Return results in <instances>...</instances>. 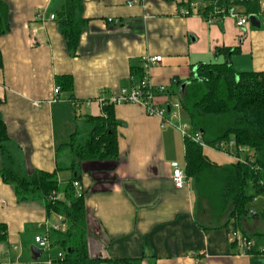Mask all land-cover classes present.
<instances>
[{
	"label": "crops",
	"instance_id": "crops-1",
	"mask_svg": "<svg viewBox=\"0 0 264 264\" xmlns=\"http://www.w3.org/2000/svg\"><path fill=\"white\" fill-rule=\"evenodd\" d=\"M3 1L9 7L10 29L0 36V111L9 140L6 155L0 152V168L20 176L70 166L74 152L69 144L86 141L80 140L88 137L87 117L102 115L103 105L122 87L139 83L133 71L144 67L146 57H162L145 73L152 87L166 88L155 98L166 111L198 65L226 61L218 49L236 50L230 58L236 72L264 71V25L255 20L239 28L229 15L207 23L180 5L188 0H83L77 19L86 24L75 54L60 29L64 0ZM64 75L72 77L73 91L57 95V77ZM113 106L119 158L76 167L88 210L90 254L143 257L142 264H264V254L244 252L230 240L234 220L201 199L193 177L188 176L184 187H175L172 165L186 172L180 123H163L136 103ZM203 151L219 167L253 155L245 148L238 153L235 146L223 151L208 145ZM71 175V169L61 171V184ZM260 215L264 221V210ZM260 215L249 213L237 225L259 246L264 245ZM52 219L40 198L19 200L0 175V225L5 226L0 264H62L60 235L46 227ZM38 235L49 237L48 248L35 241Z\"/></svg>",
	"mask_w": 264,
	"mask_h": 264
},
{
	"label": "trees",
	"instance_id": "trees-1",
	"mask_svg": "<svg viewBox=\"0 0 264 264\" xmlns=\"http://www.w3.org/2000/svg\"><path fill=\"white\" fill-rule=\"evenodd\" d=\"M195 1L198 0H188L180 5L192 10L191 4ZM226 3L229 4L228 0L208 1L202 12L206 17L214 15L216 8ZM83 4V0H64L59 13L60 29L71 54L77 51L86 24L83 18L77 19V14L83 11ZM233 4L241 8L243 14L258 13L261 10L260 0H235ZM9 29V7L0 0V36ZM233 51L232 48L218 49L217 53H224L226 61L198 65L187 79L179 97L186 121L191 127L190 132H200L207 145L220 149L221 143L229 145L234 141L238 153L240 148L253 152L244 162L219 167L206 157L200 144L185 138L186 174L195 179L201 199L207 200L215 211L228 213L229 221L234 220L230 232L239 230L238 221L249 216L248 204L264 194V71L236 72L230 60ZM2 66L3 56L0 51V68ZM133 75L140 82L146 77L144 67L134 70ZM57 84L62 91H73L71 76L57 77ZM156 93L161 94L159 91ZM86 122L88 139L84 143H76L73 139L69 144L74 152L70 166H58L53 172L36 170L30 176H20L2 167L0 175L7 184L14 187L19 200L40 198L48 215L57 213L65 217L66 230L58 231L60 237L57 240L63 249V257L59 258L62 264H142L143 257L108 259L90 254L88 210L84 193L78 194L74 186L75 182L80 184L81 180V172L76 167L85 161H116L119 158L118 121L113 104L105 103L103 114L88 116ZM7 140L9 133L0 111L2 155H6ZM68 169H71L72 175L61 184L58 174ZM0 231L4 232L5 226L0 225ZM253 242L246 252L264 254V245L259 246Z\"/></svg>",
	"mask_w": 264,
	"mask_h": 264
},
{
	"label": "built area",
	"instance_id": "built-area-1",
	"mask_svg": "<svg viewBox=\"0 0 264 264\" xmlns=\"http://www.w3.org/2000/svg\"><path fill=\"white\" fill-rule=\"evenodd\" d=\"M211 0H198L191 4L192 11L196 12L198 15L203 17L207 23H212L213 20L221 15L223 16H232L236 18V25L239 28H244L250 22V17L255 16L258 20L260 25H264V3L261 6V10L258 13H251V14H243L241 11L238 10V6L234 5L235 0H228L229 4L223 5L221 8H216L214 11V15L204 16L202 8L205 6V3ZM136 2H138L136 0ZM232 3V4H231ZM187 12H189L187 10ZM52 19L55 18V15L51 16ZM162 61L161 56H154V57H146L143 60L144 69H149L151 65L158 64ZM166 88L164 86H159L158 88H154L149 84L146 77H144L136 86L127 88L122 87L120 89L119 94L110 101V103H136L142 105L147 110V113L150 115H157L163 119V123H172L174 120L173 118H179L182 120V113L180 112L179 103H172L168 111L165 108H161L155 102L156 94L155 91L164 92ZM55 94H59L61 92V88L59 86L55 87L54 90ZM39 103H35L38 106ZM179 124V129L182 135L186 138H190L192 141L200 144L202 147L208 146L204 141L200 132L191 133L190 132V124L188 122H183ZM229 146H235L234 141H231L229 145L226 143H221L219 145L220 149L223 151H227ZM243 149V148H242ZM240 148V150H242ZM245 161V160H244ZM242 161V162H244ZM187 174L185 170L178 164L174 163L172 165V180L177 188H182L185 186L187 182ZM74 186L77 188L78 194L81 193L80 191V184L78 182L74 183ZM55 197H51L54 199ZM66 221L65 217L61 214L53 213V219L51 221H47L46 227L47 230L50 231H65L66 230ZM230 240L235 242L244 252L247 249H250L253 245V240H251L247 235L243 234L239 230H232L230 232ZM35 241L39 244L41 248H48L50 246L49 237L47 235H38L35 237ZM59 258L63 257L62 253H59Z\"/></svg>",
	"mask_w": 264,
	"mask_h": 264
},
{
	"label": "rangeland",
	"instance_id": "rangeland-1",
	"mask_svg": "<svg viewBox=\"0 0 264 264\" xmlns=\"http://www.w3.org/2000/svg\"><path fill=\"white\" fill-rule=\"evenodd\" d=\"M238 10L241 11V8H238ZM172 103H179V105H180V107H181V102H180L179 99L177 100L176 97L172 99ZM179 110H180V112L182 113V120L179 119V118H173V120H174L176 123H182L181 121H185V122H186V117H185V114H184V111H183L182 107L179 108ZM183 119H184V120H183ZM187 122H188V121H187ZM87 139H88V137L85 138V139H81L80 141H81V142H84V141L87 140ZM248 207H249V209H250V216H252V212H259V215H260L261 212H263V210H264V194H262V195L256 197L253 201H251V202L248 204ZM258 218H259L260 223H258L257 221H254L253 223H258L259 225H261L262 227H264V221L262 220L261 215L258 216ZM252 219H254V218H251V220H252ZM40 232L42 233L43 231L41 230ZM58 250H59V248L56 247V248L53 249V252H54L55 254H57V251H58Z\"/></svg>",
	"mask_w": 264,
	"mask_h": 264
},
{
	"label": "water",
	"instance_id": "water-1",
	"mask_svg": "<svg viewBox=\"0 0 264 264\" xmlns=\"http://www.w3.org/2000/svg\"><path fill=\"white\" fill-rule=\"evenodd\" d=\"M255 20L258 22L257 26H260L259 20H258L255 16H251V17H250V21L253 22V21H255ZM252 214L254 215L255 212H252ZM36 250H38L37 247H35L33 251L35 252Z\"/></svg>",
	"mask_w": 264,
	"mask_h": 264
},
{
	"label": "bare ground",
	"instance_id": "bare-ground-1",
	"mask_svg": "<svg viewBox=\"0 0 264 264\" xmlns=\"http://www.w3.org/2000/svg\"><path fill=\"white\" fill-rule=\"evenodd\" d=\"M144 78V77H143ZM204 139V138H203Z\"/></svg>",
	"mask_w": 264,
	"mask_h": 264
}]
</instances>
